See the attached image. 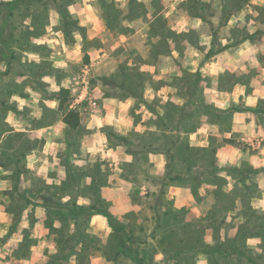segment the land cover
Masks as SVG:
<instances>
[{
  "label": "rangeland",
  "instance_id": "1",
  "mask_svg": "<svg viewBox=\"0 0 264 264\" xmlns=\"http://www.w3.org/2000/svg\"><path fill=\"white\" fill-rule=\"evenodd\" d=\"M232 1L0 0V30L4 28L0 34V134L18 130L0 145V160L6 164V158L12 157L20 163L0 166L7 174L17 177L21 172L23 180L30 179L23 155L28 134L20 131L29 125L39 126L29 122L27 104L33 105L34 100L30 94L51 99L66 88L81 101L78 106L84 107V126L70 135L56 122L62 114H43L41 125L54 123V129L46 126L41 140L36 138V146L40 145V151H46L51 161L55 154L62 159L48 165L49 173L56 174L61 168L71 181L50 184L48 192L70 193L76 185L80 192L89 189L86 194L94 193L98 184L87 188L85 176L107 178L114 171L101 157L90 161L83 145L102 147L106 142L133 153L140 161L130 172L135 175L147 173L146 152L152 151L166 154L165 175L169 180L201 181L225 173L234 177L232 206L242 209L231 219L221 215L222 210L209 209L213 206L207 193L199 199L204 212L199 220L188 221L186 209L178 210L179 222L171 227L172 234L183 239L178 246L171 237L164 245L160 241L171 231H133L129 226L117 234L118 239L112 233L106 246L107 259L115 264H133V252L137 257L142 255L137 264H196L202 252L209 255V264H264V245L261 255L252 254L245 245L252 237L260 236L264 241V211L252 207L260 195L258 177L264 175V168L252 169L247 162L249 156L257 154L249 141L258 134L255 121L264 128V112L259 113L264 110V0H250L226 20L235 6ZM211 51L214 53L208 55ZM103 94L119 102L104 103ZM24 101L20 114L18 109ZM115 113L122 114L121 127L109 125L113 122L109 116ZM235 115V121L245 126L225 130ZM129 116L135 124L144 120L145 129L130 130ZM104 117H108L106 121ZM13 118L20 121L9 124ZM219 122L220 131H227L228 137L209 136L203 131L204 144L209 148L189 147L192 133ZM177 124L182 125L179 128ZM99 128L101 132H97ZM261 137L254 143L263 148ZM51 139L61 143L58 151L50 147ZM224 147L231 150L226 158L229 156L235 165H217L218 153ZM21 183L16 182L14 190H6L0 197V206L9 211L10 218L9 230L0 233V261L29 258L33 245L46 240V264H93L91 258L103 248L96 236L83 230L84 217L78 215L74 229L70 216H77H61L55 210L45 216L42 227H37L40 218L35 214L29 215V224L24 222L26 227L22 226L19 211L24 205L19 194L28 189ZM163 193V189L158 193L154 208L165 204ZM155 216L160 218L156 210ZM238 218L242 223L236 221ZM152 234L154 241H147ZM156 253L164 256L157 260Z\"/></svg>",
  "mask_w": 264,
  "mask_h": 264
},
{
  "label": "crops",
  "instance_id": "2",
  "mask_svg": "<svg viewBox=\"0 0 264 264\" xmlns=\"http://www.w3.org/2000/svg\"><path fill=\"white\" fill-rule=\"evenodd\" d=\"M31 97L34 99L31 101L33 105L27 104L28 112H29V122H31L33 125L37 124L39 126H31L29 125L28 128H24L20 130L21 132L27 133L25 137H27V143L24 144L25 147V157L27 160V168L30 170L31 175L30 179L23 180V175L18 173V176L15 177V175L7 174L8 172H5L2 168H0V197L3 198L4 191L8 190H14V184L16 182H23L22 185L27 184L26 189H28L27 192L21 193L19 191V198L21 202L23 203L24 207L19 211L22 217V226L26 227V225L29 224V215L35 214V216L39 217L40 220L36 222L37 227L41 226V224L45 223V220L47 219L48 214L52 215L54 211L56 210L59 215H63L67 217L68 215L77 216L76 218H72L70 216V220L72 221V227L76 229L78 217L82 216L80 218L85 219V226L83 227V230L90 235L96 236L101 241V247L103 248L101 251H97L95 255L91 258V263L96 264H115L114 260L109 261L107 259V243L109 242V239L114 232L113 227L110 225L108 221V216L105 213L106 206H103V204L108 206V211L115 217V219L120 223V226L124 228V230H129L133 227L131 230H146L149 232H153L154 230L159 231H171L167 232L166 236L162 237L161 243L164 245L166 240H170V237L172 240H175V245H180L182 240L181 238H178L177 235H173L171 230L172 224L175 222H179L178 219V210L186 209L187 211V217L188 221H196L199 220L201 215L204 213L200 209V201L199 199H204V197L209 193L211 195V205L213 206L209 209L215 210H222L221 215L226 216V218H232V216L235 215L238 211L242 209V207L234 208L233 205V198H234V177L225 173L222 175L217 176H208L203 178L201 181L198 179H189L188 181L184 180L182 182H178V180H169L167 176L165 175L166 165L168 163V158L165 153L162 152H155L147 151L146 152V159L149 160V169L146 171L147 173L145 175H135L133 173V165L136 166L137 163L140 161L133 156V153L128 152L124 146H117L114 148V146H109L105 143L102 144V147L98 146H90L89 144H84L83 149H85L86 153L90 155V161L94 160L93 158L99 159L101 157L102 160H107L110 163V167L113 168L112 171H114V174L109 175V177H93L90 175L85 176V180L87 183V188L89 187V184L91 186L98 184L97 189L94 193L86 194V192H89V189H83L80 191L79 187L75 185L76 190H72L70 193L65 192L62 194H52V192H48V186L51 184L54 185H60L64 184L65 182H71L68 180V177L63 171V169L59 168L56 169V174L49 173L48 165L52 166L54 163H59L62 159L58 157V155L52 156V161L50 156H47V152L40 151V145L36 146V138L41 140V131L46 128V126H49V128L52 130L53 124H45L41 125L43 119V114L46 112H53V113H60L62 114V117L58 114L57 123L60 122V125H62V129H64L65 132H67L70 135H74V133L78 132L81 128L78 130H72L70 129L64 122L63 117L65 114L63 111L59 110V102L56 97L51 99H43L40 96H36L35 94H30ZM104 97V94H103ZM31 98V99H32ZM28 99V100H31ZM236 101V100H235ZM102 102H119L115 97H104L102 99ZM209 102V101H208ZM81 101L78 99L73 98L71 96L69 104V110H76L81 115V122L82 126H84V113H83V105H80ZM92 103V102H91ZM121 103V102H120ZM25 105L24 104L20 106L18 109V112L22 110V108ZM95 106H98V102L95 103ZM39 110L40 113L38 114L35 109ZM104 109L106 107H103ZM100 110V109H98ZM96 111V109L94 110ZM103 112V110H102ZM22 112H20L21 114ZM46 115V114H45ZM122 115V114H121ZM121 115L118 113H115L113 116H109L113 118V122H111L109 125H116L120 126L121 121L123 118H120ZM47 116V115H46ZM93 116V115H92ZM102 118V117H101ZM108 117H104V121H106ZM127 125L130 128V130L133 128L136 131H139V129L144 128L143 127V121H139L135 124L133 121V116L127 117ZM237 116L235 115L230 118V126L228 129H225L227 131H237V127L240 128L242 126H245V123L243 122H237L235 121ZM103 119V118H102ZM145 119V118H144ZM182 120V119H181ZM20 121V118H17L16 121L13 118L12 121L8 120L7 122L9 124L15 125L16 122ZM221 122V121H220ZM213 123L211 125H208L207 127L202 126L199 128V131H195L191 135V140L187 142L189 147H197L201 146L203 148L208 149V145L204 144L203 136L201 133L203 131H206L209 133L208 135H219L221 137H228L227 131H220L221 123ZM180 128V125L177 124ZM253 125V124H252ZM81 126V127H82ZM146 126V125H145ZM255 126V127H254ZM252 126L256 129L257 135L252 138H249L251 140V145L254 146V150H257V154H253L249 156L247 162L249 163V167L252 169L258 170L264 168V147H260L259 145H255L254 141L259 140L261 136L264 137V128L259 126V123L257 120L255 121V125ZM121 127V126H120ZM88 128V127H86ZM18 130L12 131V130H5L4 132H1V140L0 145L4 143L5 138L8 135H11L13 133H16ZM97 132H101V128ZM184 134V133H181ZM208 137V136H207ZM261 137L263 140L264 138ZM50 139V138H45ZM107 139V137L105 138ZM71 141V140H69ZM107 141V140H106ZM209 141V140H208ZM25 142V141H24ZM23 142V143H24ZM206 143V142H205ZM9 145H14L9 144ZM178 145V144H177ZM61 146V143L57 140L51 139L50 140V147L52 149H55L58 151V147ZM151 146H149L150 148ZM188 147V146H187ZM7 148H10L7 144ZM46 148V146H45ZM148 148V149H149ZM229 147H224L221 151H219L218 156L220 157L218 159L219 166L224 165L227 167L228 164L233 165L234 161L230 159L228 155ZM1 149H3V146H1ZM152 149V148H151ZM188 151V148H186ZM8 151V149H6ZM150 150V149H149ZM235 150V149H234ZM24 155V153H23ZM76 155V154H75ZM74 155V157H76ZM6 164L1 163L0 160V166L4 165H12V166H19L20 163H15L16 158H6ZM55 161V162H54ZM75 163L76 160L72 159L70 160ZM71 163V162H70ZM55 164V165H57ZM141 164V163H140ZM139 164V165H140ZM142 165V164H141ZM235 165V164H234ZM129 174L133 176H129ZM1 175H7L5 177ZM20 175V177H19ZM32 176V177H31ZM96 180H95V179ZM224 178L223 183H217L216 180H220ZM27 182V183H26ZM32 183L30 185V188H28V183ZM43 184V185H42ZM47 184V185H46ZM21 186V185H20ZM25 187V186H24ZM72 187H74V182L72 183ZM163 189V201L165 204L160 208V206H155L156 203V197L159 192L162 193ZM258 193L260 195L256 197L255 201L252 202L253 209H257L258 211H264V175L261 177H258V185H257ZM20 190V187L19 189ZM53 191V189H52ZM150 193V195H147ZM216 196V197H215ZM223 201L221 202V200ZM170 200L172 201L170 202ZM254 200V199H253ZM55 201H57L55 203ZM149 201V202H148ZM54 204H53V203ZM149 203V204H148ZM2 206V205H1ZM0 206V207H1ZM196 206V207H194ZM200 209V210H199ZM155 210L157 211V214L160 215V218H155ZM213 211H210L212 213ZM83 213V214H82ZM207 213L208 210H207ZM0 215H1V225H0V233H5L9 230L10 227V218H9V211H7L6 208H0ZM79 215V216H78ZM174 216V217H173ZM227 220V219H225ZM234 220V219H233ZM236 221H239L242 223L243 219L238 218ZM24 222H27L28 224H24ZM5 223V224H4ZM181 223L184 222L181 221ZM141 225V226H140ZM56 227H59L55 225ZM20 229V228H19ZM7 230V231H6ZM22 230V228H21ZM177 237V238H175ZM147 241H154V234L149 238L147 237ZM175 238V239H174ZM46 240H41L32 247V254L29 258H21L16 259L14 257H10L7 261H0V264H13V262H16L17 264H46L47 263V256H46V249L47 245L45 243ZM108 241V242H107ZM130 242L133 243V238L130 239ZM82 244V243H81ZM145 245H148L147 242H145ZM151 245V244H149ZM170 245V243H169ZM245 245L247 246V249H252V254H260L262 253V248L264 245L263 238L260 236L249 238ZM107 246V247H106ZM53 246H49V248H52ZM135 247V246H134ZM55 251L57 250V247H54ZM6 251V248H5ZM166 254V253H165ZM129 254H127L128 256ZM137 253L133 252V256H131V260H133V264H137V261L142 258V255H139L137 257ZM164 256V253H159L155 255V257L158 259H161ZM71 264L75 263L73 261H70ZM196 264H209V255L206 252H202L199 254L198 258H196Z\"/></svg>",
  "mask_w": 264,
  "mask_h": 264
},
{
  "label": "trees",
  "instance_id": "3",
  "mask_svg": "<svg viewBox=\"0 0 264 264\" xmlns=\"http://www.w3.org/2000/svg\"><path fill=\"white\" fill-rule=\"evenodd\" d=\"M236 1L240 2L239 4L236 3ZM234 2V8L229 12V14L226 17V20L235 15L237 12L241 11L245 6L249 5L250 0H233ZM256 7V6H255ZM260 8V7H258ZM225 20V21H226ZM4 31V28L0 30V34L2 36V33ZM258 34L261 32H257ZM3 37H1L2 40ZM2 43L4 44V41L2 40ZM223 51V50H221ZM213 51L209 52L212 53ZM214 53V52H213ZM212 53V54H213ZM59 102V110L63 111L65 116L63 117V122L72 130H78L82 126L81 122V115L78 111L76 110H69V104L68 102L71 99V92L70 90L66 88H61V90L56 94L55 96ZM264 112V110H259V113ZM27 151V150H26ZM26 153V152H25ZM24 153V154H25ZM105 213L108 216V221L110 225L113 227L114 232H113V237L118 239V233L122 232L124 233V228L120 225L117 224V220L115 217L108 211L107 208H105ZM174 217V216H173ZM89 236V235H88ZM87 236V237H88ZM121 241H118V244H121ZM116 249L115 247L112 248V250ZM117 251V250H116ZM118 254V253H117ZM119 255V254H118Z\"/></svg>",
  "mask_w": 264,
  "mask_h": 264
}]
</instances>
